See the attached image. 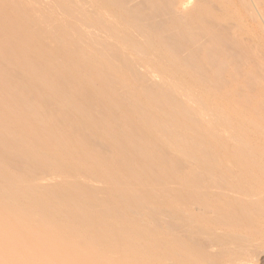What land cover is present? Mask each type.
<instances>
[{
    "label": "bare ground",
    "instance_id": "1",
    "mask_svg": "<svg viewBox=\"0 0 264 264\" xmlns=\"http://www.w3.org/2000/svg\"><path fill=\"white\" fill-rule=\"evenodd\" d=\"M0 264H264V0H0Z\"/></svg>",
    "mask_w": 264,
    "mask_h": 264
}]
</instances>
